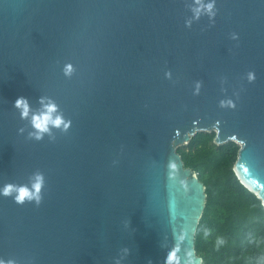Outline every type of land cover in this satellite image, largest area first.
<instances>
[{
  "label": "water",
  "instance_id": "obj_1",
  "mask_svg": "<svg viewBox=\"0 0 264 264\" xmlns=\"http://www.w3.org/2000/svg\"><path fill=\"white\" fill-rule=\"evenodd\" d=\"M193 6L0 0V187L27 184L36 171L47 182L39 206L0 195V257L165 264L177 247L182 260L194 250L200 264L206 185L178 147L202 131L216 132L218 145H240L234 171L264 205V0H217L215 22L202 16L189 29ZM20 96L34 112L52 98L69 131L30 139V120L14 108ZM226 97L236 109L220 107Z\"/></svg>",
  "mask_w": 264,
  "mask_h": 264
},
{
  "label": "trees",
  "instance_id": "obj_2",
  "mask_svg": "<svg viewBox=\"0 0 264 264\" xmlns=\"http://www.w3.org/2000/svg\"><path fill=\"white\" fill-rule=\"evenodd\" d=\"M216 132L202 131L178 147L185 166L206 185L207 203L196 233L205 264H264V205L234 171L240 145L215 143ZM210 229L206 237L204 229ZM217 237L225 243L216 247Z\"/></svg>",
  "mask_w": 264,
  "mask_h": 264
},
{
  "label": "clouds",
  "instance_id": "obj_3",
  "mask_svg": "<svg viewBox=\"0 0 264 264\" xmlns=\"http://www.w3.org/2000/svg\"><path fill=\"white\" fill-rule=\"evenodd\" d=\"M193 15L192 17L186 18L184 21L186 28H191L195 21H199L202 16H207L209 21L214 23L215 17L217 15V0H194V6L192 7ZM230 38L233 41H238L240 39L239 33L232 32ZM73 66L71 64H66L64 66V74L66 76L71 75V70ZM164 76L168 80H173V72L167 70ZM246 79L249 83L256 81L257 76L255 71H248L246 74ZM221 83H226V78L221 79ZM195 87L193 88V95H199L203 87L202 81H195ZM226 91V89H222ZM234 95L239 98V93H234ZM40 102L42 108L38 112L32 110L31 104L27 97L20 96L14 102V108L19 112L21 120H30L32 131L28 133L30 139H35L37 141L43 140L45 135L52 138V130L58 129L62 132H68L71 126V121L67 120L63 113L60 112L56 102L50 97H41ZM220 107L222 108H237V101L232 97H226L219 101ZM195 123V121L193 122ZM19 133H23L24 128H19ZM115 163V162H114ZM170 170H176L177 164L175 161H170L168 164ZM170 176H175V172H170ZM46 179L42 172H34L27 184H7L0 187V195L5 197H11L15 203L19 205H24L25 203H35L39 206L44 199V189L46 186ZM183 183V181H181ZM210 229H204V235L207 237L210 234ZM225 243L222 237H217L216 247L219 248ZM179 249L174 247L168 251L165 258V264H194L193 256L194 250H189L186 253L187 259L182 260L178 255ZM200 264H205L204 258L201 256ZM261 261H264V256L260 257ZM0 264H20V262L14 257H8L7 259L0 257Z\"/></svg>",
  "mask_w": 264,
  "mask_h": 264
},
{
  "label": "built area",
  "instance_id": "obj_4",
  "mask_svg": "<svg viewBox=\"0 0 264 264\" xmlns=\"http://www.w3.org/2000/svg\"><path fill=\"white\" fill-rule=\"evenodd\" d=\"M197 174V173H196Z\"/></svg>",
  "mask_w": 264,
  "mask_h": 264
}]
</instances>
